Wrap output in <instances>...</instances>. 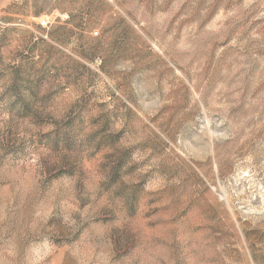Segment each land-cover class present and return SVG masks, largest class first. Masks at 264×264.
<instances>
[{
    "label": "rangeland",
    "instance_id": "rangeland-1",
    "mask_svg": "<svg viewBox=\"0 0 264 264\" xmlns=\"http://www.w3.org/2000/svg\"><path fill=\"white\" fill-rule=\"evenodd\" d=\"M0 264H264V0H0Z\"/></svg>",
    "mask_w": 264,
    "mask_h": 264
},
{
    "label": "built area",
    "instance_id": "built-area-1",
    "mask_svg": "<svg viewBox=\"0 0 264 264\" xmlns=\"http://www.w3.org/2000/svg\"><path fill=\"white\" fill-rule=\"evenodd\" d=\"M41 26H42V27H45V23H44V22H42V23H41Z\"/></svg>",
    "mask_w": 264,
    "mask_h": 264
}]
</instances>
